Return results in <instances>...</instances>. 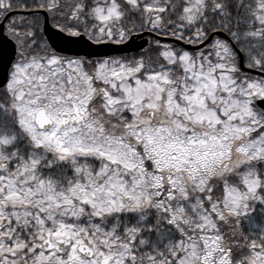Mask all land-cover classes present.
Instances as JSON below:
<instances>
[{"label": "snow or ice", "instance_id": "obj_1", "mask_svg": "<svg viewBox=\"0 0 264 264\" xmlns=\"http://www.w3.org/2000/svg\"><path fill=\"white\" fill-rule=\"evenodd\" d=\"M0 264H264V0H0Z\"/></svg>", "mask_w": 264, "mask_h": 264}, {"label": "water", "instance_id": "obj_2", "mask_svg": "<svg viewBox=\"0 0 264 264\" xmlns=\"http://www.w3.org/2000/svg\"><path fill=\"white\" fill-rule=\"evenodd\" d=\"M54 39H55V37H54Z\"/></svg>", "mask_w": 264, "mask_h": 264}]
</instances>
